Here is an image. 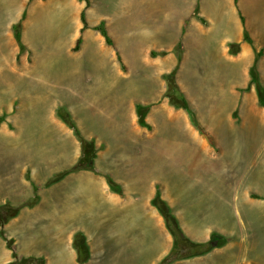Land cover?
<instances>
[{
	"label": "rangeland",
	"instance_id": "1",
	"mask_svg": "<svg viewBox=\"0 0 264 264\" xmlns=\"http://www.w3.org/2000/svg\"><path fill=\"white\" fill-rule=\"evenodd\" d=\"M85 5L80 0H0V187L25 171L32 175L31 170L40 178L49 176L47 185L53 183L49 180L58 167H45L40 161L46 156L57 158L66 149L58 133L47 129V113L55 111L59 117L57 110L64 108L70 116L74 110L89 114L103 106L105 116L112 118L116 160L126 157L136 161L125 166L132 174L124 171V165H116L117 174L124 172L127 179L132 176L131 182L144 184V189L152 180V188L171 200L174 215L180 211L183 216L188 209H200L196 215L217 210L226 223L253 224V231L256 223L264 227V107L251 84L252 63L247 84L232 86L231 77L238 82L242 76L236 63L223 58L216 40L226 27L221 22L235 17L243 34L242 42H237L238 53L244 51L249 61V52L254 56L261 51L258 68L264 86V0H88V26L82 32L80 48L74 50ZM18 22L22 52L13 31ZM101 22L110 44L96 29ZM244 28L251 42L244 39ZM174 68L179 88L200 127L185 109L170 105L165 96V74ZM232 92L238 93L237 99ZM119 96L115 108L112 104ZM88 100L93 104L86 109ZM133 100L146 107L147 126L138 123ZM31 116L44 121L39 130L25 133L16 129L17 120L21 127ZM81 123H75L79 132ZM3 124L8 125V132L1 131ZM95 144L97 151L104 147L98 149ZM149 144L153 148L166 145L167 155H162L166 162L158 163L154 149L152 158H147ZM36 147L48 152L34 151V168L25 162ZM142 152L147 153L140 157ZM149 159H153L152 166ZM143 170L149 174L142 175ZM5 224L0 225V256L6 249L4 243L9 249L8 240L13 247L11 233L20 232L6 229ZM24 234L33 236L34 241ZM56 234L22 230L18 239L48 246L58 240ZM213 234L217 240L227 238ZM247 243L250 250V238ZM27 257L31 255L19 256Z\"/></svg>",
	"mask_w": 264,
	"mask_h": 264
},
{
	"label": "crops",
	"instance_id": "2",
	"mask_svg": "<svg viewBox=\"0 0 264 264\" xmlns=\"http://www.w3.org/2000/svg\"><path fill=\"white\" fill-rule=\"evenodd\" d=\"M215 19L218 18L215 17ZM221 26L226 27H223L224 29L221 30L216 40L218 39L220 43L222 56L224 59L236 63L237 70L242 76V80L238 82H235L237 78L230 76L232 86H244L248 82L249 63L253 64L255 55L253 56L249 52L247 58L249 61H247L244 58V51L241 50L240 53L233 55L229 52V43L242 42L243 40L239 21L235 17H231L229 21L228 19L224 20L221 22ZM116 56L119 60L118 55ZM261 57L258 66H260ZM176 61L179 63L180 60ZM232 94L234 100L238 98V93L232 92ZM120 99V96L117 97L115 103L112 104L115 108L119 107ZM92 104L93 101L90 100L84 102L86 109L92 107ZM139 104L143 103L138 100L132 101L135 114H137V105ZM229 111L228 103L227 112ZM104 112H106V107L100 106L89 114L77 113L75 110L71 114L75 123L82 122L79 129L85 138L94 139L95 143L99 145L98 149L102 145L104 146L97 151L94 171L81 169L68 172L60 179L47 185L49 176L40 178L37 176L36 170H31L33 177L25 171L22 175L10 178V183L8 181L2 183L3 201H0L1 204L9 202L13 206L20 207L18 214L10 218L5 224V228L11 231L20 230L16 234L10 232L11 237L14 238L13 250L18 256L31 255L43 258L45 264L50 261L58 264H80L72 245V239L76 232H82L85 235L90 248V258L84 264H159L169 254L173 246V237L164 218L152 204V199L159 190L152 188V180L148 183L147 189H144V184L131 182L132 176L127 179L124 172H122L123 174L116 173L115 166L124 165V171L132 174V169L125 166L136 164V161L126 157L116 160L114 151L117 142L112 127V118L105 116ZM33 118L34 116H31V121H23L21 127L17 120L16 129H22L28 133L34 128L39 130L41 124L47 121V129L58 133L57 138L62 144H65L66 149L57 158L54 156L44 157L40 164L45 165V167L52 164L57 166L56 173L69 169L76 164L81 156V145L73 130L57 116L55 111L47 113L46 119L42 122L39 120L40 115L37 120ZM102 119H105L103 126L100 124ZM85 124L88 126L85 127ZM6 125H1V131L8 132V125ZM18 133L16 131V135ZM37 149L48 152L44 148H33L30 155L26 156L30 158L29 161L25 162V165L31 164L35 168L34 165L36 164H33L32 158H34V151ZM143 149L146 150L142 147ZM153 149L155 150L154 156L158 157L156 159L158 163L162 164V160L166 162L164 158L162 159L163 154L167 155L166 145L164 147L162 144H156L153 148L149 144L148 153L145 152L147 158H152L153 151L151 150ZM145 153L142 152L140 157ZM135 160H141V158H135ZM148 164L152 166L153 159ZM140 173L148 175L149 171L143 170ZM107 175L121 188V192L111 189ZM37 185L40 188H37ZM41 185L44 186L41 187ZM25 187H28V190ZM34 187H36V191ZM35 194L37 198L33 203ZM160 195L170 206L172 205L171 200L166 195L161 193ZM199 211L198 208L196 210L188 209L186 213L183 212V216L179 214L180 211L175 212V217L186 235L194 241L207 242L211 235L216 232L224 235V238L227 237L226 240L220 246H215L203 255L179 259L170 264L264 263L263 225L254 224L255 229L253 231V224L246 227V225L236 226L226 223V219H222L224 217L222 213L216 212L217 210H214L212 214L206 211L204 215H196ZM250 228L252 231L248 233ZM33 229L57 232L54 237L58 240L53 241L48 246L34 245L32 241H19L18 236L22 230ZM237 231H239L238 235ZM25 237L32 240L34 238L30 234L25 235ZM249 238L252 242L250 250L249 243H247ZM3 246L6 249H3L0 256V264H7L13 259V250L7 249L5 243Z\"/></svg>",
	"mask_w": 264,
	"mask_h": 264
},
{
	"label": "trees",
	"instance_id": "3",
	"mask_svg": "<svg viewBox=\"0 0 264 264\" xmlns=\"http://www.w3.org/2000/svg\"><path fill=\"white\" fill-rule=\"evenodd\" d=\"M85 1L86 5L84 10L81 12V21L83 23L81 27V34L76 39V43L73 47L74 50H78L80 48V44L82 42V32L87 28L88 24L86 21L85 10L88 6V0H80ZM20 22L13 25L14 36L17 41V44L20 48V52L24 50V44L21 40V32H20ZM103 35L107 43H111L110 37L108 35V31L104 26V23L101 22L96 27ZM244 39L248 42H251L248 31L244 28ZM240 50V45L237 42L229 43V52L231 54H236ZM261 57V51H256L253 64L250 68L251 75V84H254L260 104L264 107V86L260 82L259 79V68L258 62ZM180 59V58H179ZM176 71L177 68H174L169 73L165 74L166 80V91L165 96L168 99L170 105L175 108H183L185 109L191 118L193 124L197 127L199 126V122L196 118L194 111L190 108L189 103L179 88V85L176 81ZM145 112L146 107L142 105H137V114H138V123L141 126H147V122L145 120ZM57 113L60 118L73 129V132L81 145V156L70 169L64 170L60 173L54 175L49 182H55L60 179L63 175L68 172L77 171L81 169H89L94 171V160L97 156V147L95 141L93 139L85 138L76 127L75 122L71 118L70 114L64 109H58ZM28 178L29 175H27ZM107 180L112 190L121 192V188L112 180V178L107 175ZM36 191V187H35ZM37 196L35 194V199H33V203L36 200ZM31 204V203H30ZM152 204L158 209L160 214L165 220L166 226L173 237V246L167 256H165L159 264H170L176 260L194 257L198 255H203L209 252L215 246H220L225 241L224 239L217 240V235H211V238L207 242H197L192 240L189 236L181 228L177 218L172 212L169 204L161 197L160 192L157 191L155 196L152 199ZM20 207L12 206L9 203L0 205V225L3 226L10 218L16 216L19 212ZM7 245L9 249L13 250L12 241L8 240ZM72 245L77 253V261L80 264H84L90 258V248L87 242L85 235L82 232H76L72 239ZM44 259L39 257H27V258H19V256L13 252V260L8 264H44Z\"/></svg>",
	"mask_w": 264,
	"mask_h": 264
},
{
	"label": "bare ground",
	"instance_id": "4",
	"mask_svg": "<svg viewBox=\"0 0 264 264\" xmlns=\"http://www.w3.org/2000/svg\"><path fill=\"white\" fill-rule=\"evenodd\" d=\"M255 176H256V175H255ZM252 177L254 178V176H252ZM256 178H257V177H256ZM250 179H251V178H250ZM258 179H259V178H258ZM259 180H260V179H259ZM249 181H252V180H249ZM255 182L257 183V180H256ZM256 183H255V184H256ZM259 183H260V182H259ZM256 186H257V185H256ZM259 186H260V185H259Z\"/></svg>",
	"mask_w": 264,
	"mask_h": 264
}]
</instances>
